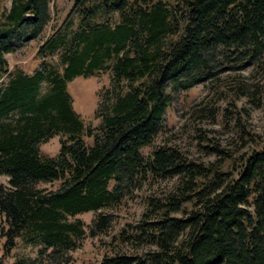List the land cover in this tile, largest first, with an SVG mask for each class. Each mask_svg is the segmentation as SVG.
<instances>
[{
    "label": "trees",
    "instance_id": "trees-1",
    "mask_svg": "<svg viewBox=\"0 0 264 264\" xmlns=\"http://www.w3.org/2000/svg\"><path fill=\"white\" fill-rule=\"evenodd\" d=\"M49 3L0 0L4 253L18 239L40 243V255L76 248L85 231L68 218L95 213L90 233H105L147 187L139 219L97 264H264V146L235 157L206 138L211 161L165 142L141 152L164 131L176 93L215 82L224 67L264 71V0H73L38 45L39 66L9 72L5 54L42 34ZM99 73L110 74L111 88L98 95L93 127L74 112L68 84ZM197 111L215 115L208 104ZM56 136L57 155H43Z\"/></svg>",
    "mask_w": 264,
    "mask_h": 264
},
{
    "label": "rangeland",
    "instance_id": "rangeland-1",
    "mask_svg": "<svg viewBox=\"0 0 264 264\" xmlns=\"http://www.w3.org/2000/svg\"><path fill=\"white\" fill-rule=\"evenodd\" d=\"M11 0H4L6 7ZM73 0H50V20L42 34L20 46L15 52L6 53L9 72L20 70L30 74L39 66L40 61L36 56V49L40 42L47 37L53 28L63 22L69 12ZM74 25L78 18L72 14ZM48 62H57L53 56ZM217 79L204 82L187 91L176 93L170 107L164 117V131L155 138L152 145L141 150L144 156L153 148L163 142L174 144L186 151L189 157L214 160L215 156H207L202 146L209 144L208 140H214L220 148L229 149L235 157L250 152L254 148L264 146V71L256 66H249L241 70H233L224 67ZM111 88L110 74L99 73L95 77H77L68 84V92L72 98L74 112L88 125L97 126L99 121L94 119L97 107L98 95L109 97ZM208 104L214 109V117L208 112L197 110ZM238 120L239 125L235 126ZM247 131L250 137L246 139V146L241 148L239 136ZM203 138V139H202ZM208 140H207V139ZM246 138V137H245ZM60 136H56L40 146L43 155L54 157L58 153ZM0 184H6V178L0 176ZM167 184L162 183L161 188ZM50 187L49 184L43 185ZM147 187L142 191H136L124 201L119 212L115 215L110 227L105 233L91 235L90 227L95 218V213H86L68 218V222L81 221L85 236L80 240L76 248L61 251L60 254H52L50 251L38 253L42 245L40 243H27L19 241L16 248L6 255L3 249L4 240L0 238V262L1 264H15L22 261L23 264H97L103 255L112 254V238L119 229L128 222H136L142 207L140 197L147 194ZM114 241H112V244ZM116 249V246H114ZM123 248V246L121 247Z\"/></svg>",
    "mask_w": 264,
    "mask_h": 264
}]
</instances>
